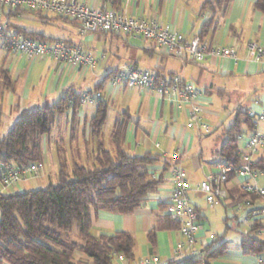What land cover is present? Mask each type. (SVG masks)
Wrapping results in <instances>:
<instances>
[{
  "label": "crops",
  "instance_id": "0c3cea01",
  "mask_svg": "<svg viewBox=\"0 0 264 264\" xmlns=\"http://www.w3.org/2000/svg\"><path fill=\"white\" fill-rule=\"evenodd\" d=\"M79 1L95 7H112L110 0ZM202 1L122 0L121 10L135 16L156 17L162 23L180 30L186 40L190 41L199 35L202 23L209 17V13H199ZM256 1L233 0L221 16L215 32L211 31L205 39L210 46H235L237 58L207 55L205 60L199 62L192 59L182 61L174 55L162 53L153 42L138 36L127 37L112 32L82 35L78 23L72 19H65L70 27H63V36H51L19 24L17 21L26 16V13L7 15L8 10L0 9V20L8 18L12 23L28 30L81 43L98 60L95 67L83 71L73 65L60 63L51 56L30 60L21 53L13 54L0 49V69H6L13 81L10 88L5 87L0 74V138L12 127L23 110L53 103L70 90L88 92L109 73L116 72L126 61L163 72L164 75L179 74L185 81L194 82L202 90V95L196 102L202 106V114L210 125L209 131L189 125L190 107L186 103H176L175 99L164 98L141 86L113 87L107 82L101 93L109 102L108 118L99 137L93 135L90 126L96 103H82L76 117L72 109L67 110L57 117L52 131L42 136L45 168L37 177L39 185L50 183L52 177L57 179L60 159L71 168L74 161L87 163L93 160L98 141L111 148V139L107 141L104 136L109 135L110 138L114 123L123 112L130 115L125 133V150L133 155L150 151L159 156V161L152 169L157 176L164 172V181L146 198L142 206L129 214L107 210L94 214L93 224L97 235L126 231L135 238V258L132 261L125 259L117 264H142V261L149 258L155 259V264H166L169 260H179L203 252L216 238L208 227V222L211 223L207 211L210 203L196 185L206 175L217 170V151L227 137L221 138L213 133L225 123L222 116V111L227 108L225 97L232 93L240 96L238 104L233 108L232 121L237 107L247 108L249 112L256 114L264 111V88L261 92L258 88L264 80L261 78L264 77V62L252 59L246 47L250 40L264 45V13L254 8ZM48 15L56 17L50 13ZM248 90L255 95L253 100L244 104L240 99ZM215 94L217 98L214 97ZM256 131L264 133V120H257ZM249 135L250 132L241 138V154L247 151L245 146ZM261 157H264V150L253 155V160L257 161ZM172 165H179L185 170L191 185L190 196L201 219L198 240L183 256L177 255L178 245L186 242L180 229L163 227L164 217L169 215L167 204L173 186ZM256 183L264 187V171H261ZM223 186L227 190V198L220 205L228 209L236 208L237 202L242 198L238 180L231 179ZM245 198L251 201V208H264V196L250 194ZM225 222L228 223V217ZM262 222L264 224V218ZM154 228H157L156 243L152 247L148 233ZM247 230L248 227L244 230L241 242ZM257 263H261L260 258Z\"/></svg>",
  "mask_w": 264,
  "mask_h": 264
},
{
  "label": "trees",
  "instance_id": "16d2710c",
  "mask_svg": "<svg viewBox=\"0 0 264 264\" xmlns=\"http://www.w3.org/2000/svg\"><path fill=\"white\" fill-rule=\"evenodd\" d=\"M110 1L112 8L121 10L122 0ZM232 1L203 0L200 3L199 13H209L198 35L201 41H205L211 31L215 32L221 16ZM254 8L264 13V0H257ZM28 11L43 21L61 18L70 20L24 8H9L7 14ZM10 25L18 33L39 40L60 39L14 23ZM156 72L159 77L164 75L163 72ZM0 74L3 85L10 88L13 81L9 72L2 67ZM112 74L105 76L88 93L102 92ZM81 98L82 93L70 90L53 103L23 110L12 127L0 138V165L22 166L43 162L42 136L52 131L57 117L67 110L72 109L76 117L82 105ZM95 103L96 111L90 126L93 135L99 137L108 118L109 102L100 96ZM129 121V113L123 112L115 121L110 135L112 147L107 148L102 141H98L91 164L74 161L69 168L60 159L56 183L50 182L45 187L16 193L0 192V264H80L75 262L77 251L91 258L93 264H116L115 254H123L129 261L135 258V238L132 233L116 231L113 234L97 235L93 224L94 214L100 210L132 213L164 181V172L153 176L152 166L159 161L157 154L149 151L133 155L125 150V133ZM256 127L257 119L248 109L237 107L232 123L224 130L227 139L221 144L217 155L228 164L238 166L241 163V138L246 133L255 132ZM253 165L264 171V157ZM234 176L235 172H231L229 180ZM240 191L241 197L249 195L242 189ZM262 226L263 222L258 220L250 231L255 232ZM163 227L180 229V223L168 215L164 217ZM156 230L154 228L148 233L152 247L156 243ZM227 249L226 241L220 244H214L213 241L199 254L169 260L166 264H215L213 259L226 253ZM241 250L245 254L263 255L260 264H264V240L246 235L241 242Z\"/></svg>",
  "mask_w": 264,
  "mask_h": 264
},
{
  "label": "built area",
  "instance_id": "2783aa9c",
  "mask_svg": "<svg viewBox=\"0 0 264 264\" xmlns=\"http://www.w3.org/2000/svg\"><path fill=\"white\" fill-rule=\"evenodd\" d=\"M0 6L9 8H24L43 13L54 12L58 15L75 19L82 35L99 32H112L127 37L138 36L153 42L164 53H170L182 61L192 59L203 61L207 55L237 58L235 46H210L201 41L199 36L187 41L185 35L177 28L162 23L156 17L135 16L124 11L106 6H90L79 0H0ZM249 56L264 62V45L255 40L247 42ZM0 49L9 53H21L30 60L41 59L46 56L56 61L78 67L87 71L95 67L98 60L94 54L81 43H74L66 39L42 41L35 37L25 36L10 28L6 22H0ZM109 83L113 87L141 86L158 93L164 98L175 99L176 103L189 105L188 123L200 130L209 131L210 125L202 114V106L196 101L202 95V90L194 83L187 82L179 74H167L159 77L155 70L142 68L130 61L124 62L111 75ZM101 92L82 93V103H95ZM257 120H264V111L259 114L250 112ZM246 152L241 154L238 166L228 164L223 157L215 160L216 172L206 175L196 188L206 195L211 205H220L227 198V190L223 186L229 181V174L235 172L232 179L238 180L240 188L250 194L264 196V187L256 183L262 170L254 167L253 155L264 150V133L255 131L246 141ZM45 168L44 162H31L18 166L15 164L0 165V192L6 187L18 182H26L29 178H37ZM173 186L167 204L169 215L180 223V231L186 242L177 247V255H186L198 240L201 228L200 214L190 196L191 185L185 170L179 165H172ZM156 177V172L153 173ZM237 210H246L244 221L249 225L246 235H254L264 240V226L255 232L250 229L258 220L264 218V208H251V201L242 197L236 204ZM249 207V209H247ZM123 254H115V261H124ZM153 258L145 259L142 264H155Z\"/></svg>",
  "mask_w": 264,
  "mask_h": 264
},
{
  "label": "rangeland",
  "instance_id": "374dc122",
  "mask_svg": "<svg viewBox=\"0 0 264 264\" xmlns=\"http://www.w3.org/2000/svg\"><path fill=\"white\" fill-rule=\"evenodd\" d=\"M84 3V2H83ZM3 7L1 8L4 11H7L9 7ZM95 7V6H94ZM97 7V6H96ZM107 7V6H106ZM112 8V7H109ZM114 9V8H112ZM116 10V9H115ZM122 11V10H119ZM39 12V11H37ZM125 12V11H124ZM8 11L6 12V14ZM26 13L24 17L19 19L17 22L19 24L28 26L31 29H36L39 31H43L51 36H63L64 29L63 27H70V23L65 21V19H58L54 22H44L36 17H33V14L31 12H24ZM43 13V12H41ZM53 14L55 16H61L54 12H48L45 14ZM127 13V12H126ZM130 14V13H129ZM9 15V14H7ZM32 17V18H30ZM65 17V16H62ZM68 18V17H67ZM71 19V18H70ZM75 20V19H73ZM76 21V20H75ZM0 22H6L7 25L16 30L14 27L10 25L12 23L8 18L5 20H0ZM77 22V21H76ZM78 23V22H77ZM17 31V30H16ZM18 32V31H17ZM32 37V36H31ZM43 41V40H42ZM68 41V40H67ZM71 42V41H70ZM264 79V77H261ZM260 81L261 79L258 78ZM264 81V80H263ZM263 81L261 85H258V88H260V92L264 88ZM258 92V91H257ZM255 93L253 91H246L243 95V97L240 99L244 104H248L251 100H253ZM259 96L260 94L257 93ZM214 97L217 98V94L214 95ZM239 95L237 93H232L230 95H227L226 103L227 108L222 111V116L225 121L224 125L221 126L217 131H214V135H219L221 138H225V134L223 133L225 128L228 127L232 123V112L233 108L238 104ZM219 98V97H218ZM220 99V98H219ZM7 132V131H5ZM109 135H105V140L109 141L110 138ZM93 160L90 161L89 164H91ZM44 171V170H43ZM52 183H56L57 179L55 177H52ZM49 183H45L44 185H39V182L37 181V178H29L26 182H18L14 185H11L9 187H6L3 189L4 193H16L21 192L29 189H36L40 187H45ZM207 211L210 218L211 223L208 222V227H210V230L213 234L216 235V238L214 239V244H220L224 241L228 244L227 252L223 255H220L213 259V262L215 261L221 262L220 264H258V259L262 258L263 255L261 254H245L241 250V239L244 236V230L249 228L248 224L244 223V217L246 210H237L236 208H224L222 205L214 206L209 204ZM226 217H228V223L225 222ZM75 262H78L80 264H93V261L91 258H89L86 254L77 251L75 254ZM216 264V263H215Z\"/></svg>",
  "mask_w": 264,
  "mask_h": 264
}]
</instances>
